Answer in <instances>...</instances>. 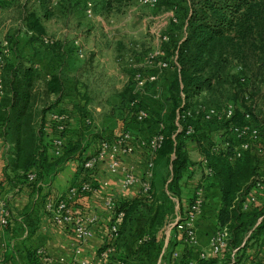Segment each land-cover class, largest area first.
<instances>
[{
    "label": "trees",
    "instance_id": "trees-1",
    "mask_svg": "<svg viewBox=\"0 0 264 264\" xmlns=\"http://www.w3.org/2000/svg\"><path fill=\"white\" fill-rule=\"evenodd\" d=\"M39 1L43 4V0ZM130 1L132 0H101L102 10L108 13L113 7L126 5ZM64 2L69 3L73 0H64ZM73 3L76 4L77 1ZM25 19V26L32 34L37 35L38 38L46 34L42 25V16L29 12L25 14ZM184 22L185 35L177 43L176 48L174 46L177 50V65L172 62L173 67H177L179 71L169 85V96L166 98L171 102L172 109L164 121L160 122L162 127L158 128L162 141L154 153L151 198L142 194L141 190L132 198H115L114 208L111 213L108 212L110 218L106 241L99 248L98 253L107 246L113 245L115 253L111 259L114 262L141 264V260L133 257L134 255L119 251V242L124 238L133 216L137 213L145 216L144 234L134 240L136 246L132 249L134 253L139 252L145 245H154L158 231L169 220L172 221L176 213H179L180 219H184L195 189L200 184L194 186L191 191H186L182 188V181L192 178L199 167L200 173L202 171L204 176L201 158L193 161L189 156L187 146L191 141L196 143L201 157L207 161L206 166L211 169L212 173L206 179H210V183L219 188L220 207L216 214L217 226L226 228L228 233L227 245L222 255L199 258L196 264L259 262L262 260L248 258L246 250L252 244L264 245V192L259 201L257 197L258 202L256 201L247 210L242 209L241 201L252 189L256 180L263 181L264 178V105L260 106L257 114L254 112V107H248L246 110L255 119H252V124L257 127L260 125L259 141L252 142L251 148L234 161L230 159L233 153L231 146L224 148L219 143L229 141L232 145L236 144L235 136L229 131V123L231 121L236 124L242 123L244 113L239 119H237L238 113L234 112L232 119L219 122L212 120L207 124L190 116L180 118L178 121L176 118L177 113L185 112L198 102L219 110L226 97L220 88L228 81L222 76H226L227 72L223 73L221 69L227 53L231 51L228 46L233 45L234 42H238L243 47L240 52L228 56L237 60H250L249 48H253L254 53L257 50L255 57L259 72L256 75H261V70L264 69V0H185ZM15 57V61L5 58L3 69L6 76H3L4 97L0 104V139L6 146L4 180L11 185L12 190L28 185L30 190L34 191L39 189L40 183L51 172L59 170L69 161L76 160L80 182H89L92 169L86 170L84 162L95 153L96 149L90 154L86 153V150L92 139L98 142L111 137L95 132L89 115L80 110L79 127L76 131H70L68 121L65 130L56 129L55 124L49 119L46 122V114L53 111L61 100L63 86L58 76H51L44 83L43 92H39L35 84L41 78V74L34 67L33 60L16 52ZM231 83L236 82L228 81L229 85ZM236 91L243 90L237 88ZM181 93L184 98H181ZM50 95L55 98L50 100ZM202 95H206V100L200 98ZM238 95L239 92L234 96L231 94L235 98ZM132 97L129 99L131 100ZM129 110H131L130 105ZM148 119L149 117L146 120ZM45 122L48 127H45ZM187 124H193L195 127L190 135L186 134ZM212 133L215 138L212 137ZM52 137L64 138L63 149L58 156L52 153L50 144ZM163 163L170 168V175L164 186L156 191L154 187L156 170ZM30 171L35 172L33 181H28L26 178ZM204 182L206 184V181ZM67 192L68 189L56 199V202L66 198ZM87 193L79 191L76 198ZM75 199L69 200L68 205H71ZM120 213L122 216H119ZM112 225L116 226L115 238L110 237ZM187 252L188 250L185 249L183 255L173 263L188 264ZM30 259L32 264H39L35 252L31 254Z\"/></svg>",
    "mask_w": 264,
    "mask_h": 264
},
{
    "label": "crops",
    "instance_id": "crops-1",
    "mask_svg": "<svg viewBox=\"0 0 264 264\" xmlns=\"http://www.w3.org/2000/svg\"><path fill=\"white\" fill-rule=\"evenodd\" d=\"M61 34L68 41L70 39L67 45L61 43L58 46L43 48L41 55H29L32 56L34 67L43 75L45 82L51 76H58L63 93L60 102L53 109L67 113L70 131H76L79 127L80 110L89 115L94 131L105 137H113L125 131L138 139H148L155 134L160 128V122L164 121L172 109L171 102L166 98L169 96V85L179 69L170 67L162 70L156 65L144 64V53L137 49L141 47L137 42L130 43V46L135 45V51L134 47L130 52L122 51V46L128 47V37H139V32L128 28L114 30L107 46L102 42H89L88 35H94L93 32L69 34L62 31ZM82 46L93 51L90 60L81 54ZM129 54L134 60L132 65L123 63L127 61L125 57ZM20 55L29 56L25 52ZM8 58L15 61V51ZM135 73H141L145 77L155 74L156 79L141 85L135 79ZM133 95L142 99L148 111L149 119L145 122H136L132 117L127 101ZM54 98L53 95L49 96L50 100ZM50 112L45 116L46 122ZM45 127H48L47 123ZM96 147L97 141L92 139L86 153H92ZM187 147L191 160L198 161L201 155L196 143L190 141ZM134 148L133 153L121 159L140 176L147 158L146 150L140 148L137 139L134 141ZM5 149V143L0 139V198L7 200L10 212L8 226L0 229V241L3 244L0 247V264H32L31 254L36 253L39 248L51 259L49 264H117L113 260L101 261L98 258L99 248L106 241L110 218L104 203L108 196L135 197L140 192L139 184L124 187L121 172L111 173L108 160L95 165L88 180L92 190L78 196L71 203L73 212L96 218L95 224L91 226V237L79 245L69 227L56 223L52 214L46 210L49 200H56L70 186L81 181L78 176V161H69L59 170L51 172L37 190L31 191L28 185L12 190L11 185L4 180ZM205 181V203L196 223V245L186 246L177 229L169 228V220L158 231L154 245H145L139 252L134 253V240L144 234L145 221V216L137 213L133 216L124 238L119 242V251L134 255L133 257L141 260V264H174L185 249L188 250L189 262L196 263L201 253L210 256L209 239L218 229L216 214L220 207V191L218 186L210 183V179ZM263 192L264 190L259 191L258 201ZM183 206H186L185 203ZM178 214L176 213L175 217ZM173 253L177 256L173 257ZM246 255L257 261L264 260V245H250Z\"/></svg>",
    "mask_w": 264,
    "mask_h": 264
},
{
    "label": "rangeland",
    "instance_id": "rangeland-1",
    "mask_svg": "<svg viewBox=\"0 0 264 264\" xmlns=\"http://www.w3.org/2000/svg\"><path fill=\"white\" fill-rule=\"evenodd\" d=\"M76 1V4L73 3ZM73 2L66 3L64 0H43L42 4L40 1L38 2V0H0V47L4 40H6L10 46V52L5 58L9 57L13 51H15L16 54L25 52L28 55L33 53H36L35 55H41L43 48L58 46L61 43L67 45L70 39L68 41L67 38L62 37V31L69 34L73 32L87 34L93 32L94 35H88L89 42H102L104 46H107L110 43V39L113 36L111 33L114 32V30L128 28L129 30L139 32V37L135 38L134 35L128 37L130 38L127 43L128 47L125 48L122 46V51L126 50L130 52L133 47V51H135V45L130 46V43L135 44L137 42V44L141 46L137 49L144 53L145 60L142 62H144V64L149 63L153 66L157 64V61L161 57L149 59V53L163 49L166 54L164 60L169 63V66L162 70L173 67L172 62L167 59L170 58V53L175 50L177 43H179L185 35V0H156L154 6L142 3L141 0H132L126 5L113 7L108 13L102 10L101 0H73ZM29 12L36 13L43 17L42 25H44L46 34H44L42 38H38L37 35L32 33L30 34V30L25 26V14ZM164 36H167V38L164 39ZM44 38H47L48 41L45 42ZM82 47L83 48H80L81 54L84 58L90 60L93 57V55H91L93 51L86 47L84 49V46ZM228 47L232 52L230 51L227 53V57H225L223 61L221 70H223V73L224 71L227 72V75L222 76L228 81L236 83H231V85H229L227 81V83H224L220 88V91L226 97L222 106L218 109L222 112L227 105L231 104L234 108V112L238 113V115L236 114L237 119L244 113L243 123L248 122L252 124V119H255L249 112H246V110L248 107H254V112L256 113L257 110L260 109V106L264 105V69L261 70V75H256L259 72L255 57L256 53H258L257 50H255L256 53H254L252 50L253 48H249L250 51L248 55L251 57L250 60H237L228 55L240 52L243 45L234 42L233 45ZM25 56L26 55H23V57ZM26 57H30V55ZM30 58L33 60L32 56ZM125 58H127V61L122 60L123 63L132 65L134 61L132 56L129 54ZM257 58H259V56H257ZM5 74L4 70H2V78ZM146 81H148V79H146ZM44 83L45 80H43V75L41 74V78L35 84L39 92H43ZM237 88H241L243 91H238L239 95L236 98L232 97L234 94L238 93L236 91ZM249 93L251 94L249 95ZM205 97L206 95H202L200 98L206 100ZM181 98H184L183 93H181ZM135 99H138L139 103L144 106L142 99L136 95H133L131 100L128 99V106L130 105L129 103ZM130 107V112L132 114V106L130 105ZM246 114L249 115V118L245 117ZM258 128H260V125ZM212 137L215 138L213 133ZM169 175L170 168L166 163H163L157 168L154 181V187L157 191L164 186ZM197 176H200V178ZM203 179L204 176L202 175V171L200 173L198 169L192 178L182 181V188H184L183 190L191 191L194 186L200 184V182H204ZM0 199H4L8 206L5 198Z\"/></svg>",
    "mask_w": 264,
    "mask_h": 264
},
{
    "label": "built area",
    "instance_id": "built-area-1",
    "mask_svg": "<svg viewBox=\"0 0 264 264\" xmlns=\"http://www.w3.org/2000/svg\"><path fill=\"white\" fill-rule=\"evenodd\" d=\"M142 3L148 4L149 6H154L156 0H141ZM89 12V11H88ZM89 14V13H88ZM167 36H164L166 39ZM44 41H48L47 38H44ZM10 52L9 43L4 40L1 43L0 47V101L4 96V86H3V78H2V70L4 68L5 56H7ZM165 51L163 49H159L154 51L153 53H149V59H155L156 57H161L156 66L160 69L167 68L169 63L165 61ZM167 59V58H166ZM170 62L175 63L177 65V50L170 55V58L167 59ZM177 68V67H176ZM135 79L139 84L143 85V83L148 79L149 81H154L156 79V75L152 74L148 77L143 76L141 73H135ZM138 84V85H139ZM132 106V114L133 118L136 122L145 121L149 115L147 110L139 103L138 99L130 102ZM234 115V108L231 104L227 105L224 111L217 110L213 107H208L202 104L201 102L195 103L190 108L182 112L181 114L177 113L176 121L180 118L192 117L193 119H198L203 124H207L214 121H222L232 119ZM246 118H249V115H245ZM49 121L55 124L56 129L65 130V124L67 121V113L61 110H53L49 114ZM229 131L235 136L236 144H231L229 141H222L219 143L221 147H229L231 146L233 153L230 157L231 161L238 159L242 156L243 152L251 148L252 142L259 141V132L260 128L256 125H252L248 122H242L239 124L231 121L229 123ZM162 125H160V128ZM195 127L193 124H187L186 134L190 135L194 132ZM137 139V143L139 142L140 148L146 150L147 158L145 160L143 172L140 176L133 172L131 167H128L126 164L122 162L123 157L134 152V141ZM162 141V135L159 130L153 134L148 139H138L135 138L134 135L128 131L117 134L111 138H104L97 142V147L95 153L88 158L84 162V168L86 170L93 169L95 165L103 160H108V168L111 173L121 172L123 176V186L128 187L133 184H139L140 190L142 194H145L148 198H151L152 194V168H153V159L154 153L158 150L160 143ZM52 153L55 156L61 154L64 138L62 137H52L50 139ZM217 149V148H216ZM203 173H204V181L206 177L211 175V169L206 166L207 161L204 157H201ZM27 180L33 181L35 179V172L30 171L27 173ZM205 182H201L200 186L195 189L194 197L192 202L188 206V210L184 219H180L179 215H177L172 221L168 222L169 228L175 227L177 231L181 234L182 242L188 246H194L197 243V233H196V223L198 218L201 216L203 212V206L205 203ZM92 190V185L90 182H79L76 185H72L68 188L66 198H62L56 202V200H49L46 203V210L52 214V219L59 224H64L69 227L74 238L76 239L79 245L83 244L89 237L92 235L91 226L95 224L96 218L93 217H85L81 214H77L73 212L71 205H68L69 200H73L76 198L79 191L81 192H90ZM264 190V178L263 181L257 179L253 184L252 189H250L242 199V209L247 210L252 204L256 203L259 191ZM115 196H108L105 200V208L107 212L111 213L114 208ZM9 208L4 201V199H0V229L5 228L9 223ZM122 216V213L119 214ZM116 226H111L110 237H116ZM1 238V234H0ZM228 233L226 228H218L211 235L209 239V255H222L226 245H227ZM1 240V239H0ZM2 243L0 241V247H2ZM78 252V250H77ZM115 248L113 245L107 246L105 249L98 253V258L101 261H111L114 256ZM36 255L39 258V264H49L51 259L44 254L43 249L39 248L36 250ZM208 254L201 253L200 258L206 257ZM173 257H176L177 254L173 253ZM117 264H122L119 261H115ZM188 264H196L195 262L190 261ZM252 264H264V260L259 262H254Z\"/></svg>",
    "mask_w": 264,
    "mask_h": 264
}]
</instances>
